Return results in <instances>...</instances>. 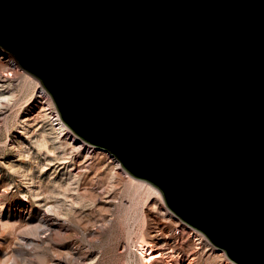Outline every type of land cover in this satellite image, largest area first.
Masks as SVG:
<instances>
[{
    "label": "water",
    "instance_id": "1",
    "mask_svg": "<svg viewBox=\"0 0 264 264\" xmlns=\"http://www.w3.org/2000/svg\"><path fill=\"white\" fill-rule=\"evenodd\" d=\"M0 46L78 136L264 264V0H0Z\"/></svg>",
    "mask_w": 264,
    "mask_h": 264
},
{
    "label": "rangeland",
    "instance_id": "2",
    "mask_svg": "<svg viewBox=\"0 0 264 264\" xmlns=\"http://www.w3.org/2000/svg\"><path fill=\"white\" fill-rule=\"evenodd\" d=\"M0 55L14 60L12 68H0V264H141L136 240L165 224L184 234V250L191 252L186 234L193 229L184 230L183 220L176 225L178 215L163 216L170 207L162 191L160 198L140 188L109 161V150L68 125L75 143L54 130L53 113L38 94L44 85L1 46ZM83 141L87 146L78 152ZM49 205L60 222L47 236L43 215ZM204 236L211 244L194 264H225L226 258L238 264Z\"/></svg>",
    "mask_w": 264,
    "mask_h": 264
},
{
    "label": "bare ground",
    "instance_id": "3",
    "mask_svg": "<svg viewBox=\"0 0 264 264\" xmlns=\"http://www.w3.org/2000/svg\"><path fill=\"white\" fill-rule=\"evenodd\" d=\"M0 57H1L0 68L5 65H9L8 67L11 68L12 66H14L13 65L14 60L12 61V59H9L8 61V59H3L4 56L2 55H0ZM0 77H2V75ZM38 94L41 98H44V100L47 101L46 105H48L47 107L53 113L54 117L52 118L53 119L52 124L54 130L58 131L63 136L66 135L65 138L66 140L68 138L71 139L70 142L75 143L77 138L72 133L71 129L69 130L66 122L61 117L59 110L57 111L55 105H53L51 101L52 95L49 93V91L46 88L40 86L38 87ZM85 146L87 145L85 141H83L77 147V149H79L78 152H81V150H83ZM91 147L92 145L89 146V149ZM108 159L116 166V168H120V169L123 168V171L126 174H130L131 175L130 177L137 182V185L140 188L147 187L149 191H151L152 193L160 194V198H162L161 195L162 193L159 188H156L155 185H152L143 179L133 176L129 171L125 169L121 161L113 153L108 157ZM52 209H53L52 206L49 205L48 207H46L43 215V224H44L43 229L47 236L50 233V230H52L53 227L59 224L60 222L59 221L60 218L55 214V212H53ZM169 212H171L173 215H176L174 211H171L168 208L166 209V211L163 212L164 213L163 216H168V214H170ZM181 220L182 219H180V221H176V225L179 224V222L181 223L182 222ZM173 225L174 224L172 225L165 224L163 225V227H161V229L154 227L152 230H149L147 232L145 231L141 233V235H139L135 243V249L137 253H139L140 255L141 264H147V262H152L153 264L154 261L155 263H158L160 260L167 262V264H194V262L197 260L198 256L200 255L199 254L200 251L206 249V247H208L211 244L209 240L204 236L205 235L204 233L191 226L193 230L188 232V234L186 235L188 240H190L194 244V248L192 249L191 252L188 253L186 250H184V246L182 242L184 234H177L175 229L172 228L174 227ZM188 226L189 224L184 222L182 228L185 230ZM154 247L160 250H155ZM226 259L227 262H225V264H231L228 258ZM11 263L12 262L7 261V264H11Z\"/></svg>",
    "mask_w": 264,
    "mask_h": 264
}]
</instances>
